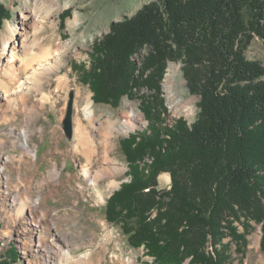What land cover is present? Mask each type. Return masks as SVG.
<instances>
[{
  "label": "trees",
  "instance_id": "1",
  "mask_svg": "<svg viewBox=\"0 0 264 264\" xmlns=\"http://www.w3.org/2000/svg\"><path fill=\"white\" fill-rule=\"evenodd\" d=\"M257 38L264 44V0H158L112 24L81 79L98 105L152 92L142 98L148 128L121 141L129 180L106 213L155 264H225L219 246L229 236L245 241L235 225L251 221L264 253V63L246 56ZM144 50L138 68L132 59ZM170 62L182 63L201 99L191 128L161 120ZM166 173L165 191L158 179Z\"/></svg>",
  "mask_w": 264,
  "mask_h": 264
},
{
  "label": "rangeland",
  "instance_id": "2",
  "mask_svg": "<svg viewBox=\"0 0 264 264\" xmlns=\"http://www.w3.org/2000/svg\"><path fill=\"white\" fill-rule=\"evenodd\" d=\"M155 1L158 0H56L55 6L50 7L49 0H0V49L3 42L11 38L12 29L20 31L21 15L34 11L32 18L39 17L40 21L31 20L34 30L37 27L29 36L31 56L20 54L18 60L23 62V56L27 58L23 69L28 66L25 72L29 73L32 67L35 70L39 65L45 66L44 62H52L48 64L55 67L43 76L39 85H32L31 91H27L23 80L17 83L3 75V66L10 58V52L0 55V87L20 90L11 102L0 93V244H3L0 261L48 264L41 257L45 252L31 247L29 241L30 238L37 241L38 237L50 239V235L57 233L58 240L53 247L62 250L61 253L68 249L73 256L70 264H123V261L155 264L145 248L131 246L122 227L111 224L106 213L108 199L129 180L128 161L121 141L148 128L149 121L141 109L142 98L149 97L152 92L142 89L134 98L125 97L119 107L98 105L93 100L89 84L81 81L85 71L92 69L94 51L110 33L112 24L133 17L143 6ZM14 40L22 41V38L16 35ZM47 51L51 53L48 55ZM58 51L61 56L56 55ZM147 53L144 50L133 57L138 68L143 66ZM246 56L249 60L264 63L263 42L255 39ZM172 68L175 72L169 77ZM183 68L180 62L168 63L161 82V96L167 108L161 118L165 121L163 126L173 127L182 119L191 128L200 113L201 99L190 92ZM62 77L68 79V85L61 86ZM24 93L26 101L22 99ZM86 95L91 97L95 124V127H87V132L99 149L92 163L88 162L84 151L76 150L78 120L80 124L88 125L83 111ZM70 109L71 138L64 127ZM130 114L141 115L140 124L135 123L126 134L110 131L113 124L126 121ZM23 131L30 137L29 149L23 147ZM103 134L110 138L114 175L101 178L97 184L101 196H97L84 172L89 166L94 175L102 163H106L100 146ZM158 180L160 189L171 188L170 174H161ZM114 181L117 186L110 185ZM9 203L11 207L6 206ZM32 204L37 205L39 216L46 219L47 225L36 224L27 232L30 225L26 219L31 218L28 206ZM235 226H238L239 235L246 233V238L238 241L229 236L223 240L219 253L225 264H264L260 246L262 228L252 221L247 228L238 223ZM109 232L112 237L107 238ZM20 237L22 242L17 241ZM12 245L18 255L11 259V251L7 249Z\"/></svg>",
  "mask_w": 264,
  "mask_h": 264
},
{
  "label": "bare ground",
  "instance_id": "3",
  "mask_svg": "<svg viewBox=\"0 0 264 264\" xmlns=\"http://www.w3.org/2000/svg\"><path fill=\"white\" fill-rule=\"evenodd\" d=\"M55 3H56V0H49V2H48L50 7L55 6ZM28 13H29L28 15H26V14L21 15L20 22L18 23L20 26V28H19L20 31L18 30V28H14L11 30V32H10V33H12L11 38L3 42V46L0 49V55H1V53L6 54L7 52H10V58H8L6 60V64H4V66H3L4 67L3 68V72H4L3 75L10 77L12 81L16 80L17 83L21 82L23 80L24 89L27 91H31V89H30L31 86L32 85H39V81L42 80L43 76L48 74L49 71L54 70L55 67L51 64H48V63H52V62H44L45 66L39 65V67L35 68V70L33 67L31 68V66H33V65H31L30 68L32 70L29 73V72H25V70L28 69L27 68L28 66L25 67V69H23V63L28 62L27 60H25L26 57L23 56L24 57V59L22 60L23 62H19L18 55L22 54V55H26V56H31L29 36H30L31 31H35L37 28V27H35V30H34V28H33L34 25H32V23H31V20L33 19L32 14H35V12L31 11ZM39 19H40L39 17H35L33 20H36L39 22L40 21ZM16 35L18 37L20 36V38H22V41L14 40ZM49 53H51V52L47 51L46 54L49 55ZM56 55L61 56V52L58 51L56 53ZM38 71L40 73H38ZM174 72H175V68H172L169 71L168 76L169 77L173 76ZM0 78H2V77L0 76ZM67 80L68 79L66 77H62L60 79V82L63 83V84H61V86L62 85H64V86L68 85ZM1 86H2V84H1ZM1 88L2 87H0V93L2 94V96L4 97V99L6 101L10 100V102L16 99L15 95H18V93L20 91V90L17 91L15 89L12 90L11 88H2V89ZM78 94L82 98L81 91H79ZM23 95L24 96H22V99H24L26 101L27 96L25 93ZM83 111L86 115V118L88 119L87 120L88 125H84V123L80 124L79 123L80 120H78V128H77L78 138L76 139L77 140L76 150H77V152H79L81 150H82V152L84 151L85 155L89 159L88 162L92 163V160L96 156V154L98 153L99 149H98L96 142L93 141V139L91 138V136L87 132V127H89V126L95 127V124L93 122L94 111L92 110V102H91L90 95L84 96ZM141 121H142L141 115L130 114V116L126 119V121L118 123V124H113L112 127H110V131L112 132L113 130H116L119 133H125L126 134V132L133 129L134 125L140 124ZM21 135L24 139L23 147H25L26 149H29V146H30L29 138L30 137L28 136L26 131H23ZM100 146L102 147V155H103L102 159L106 163H102L101 168L96 173H94V175H92V171H91L89 166L87 167V169L84 172V175H85L84 177H87L90 180L92 189L95 191L97 196H101V192H99V189L97 188V184H99L101 178L114 175V170L111 168L112 161H111V156H110V138H109V136H106L105 134L101 135ZM33 155L36 156L35 152ZM110 185L111 186H117L115 181L110 183ZM9 188L10 187H5V189H8V190H9ZM13 198H14V196H13ZM10 203L6 206L11 207ZM37 204L39 205V203H37ZM13 205L16 206L15 203ZM28 207H29L28 209L31 212V218L26 219V221H28L27 222L28 225H30V227L28 226L26 228L27 232L29 230H31V228L36 227V224L44 223L45 225H47L45 222L46 219L43 216H39V213H38L39 210H37V208H36L37 205L32 204L31 206L29 205ZM32 211L34 212L33 216H32ZM110 237H112V235L109 232L107 234V238H110ZM57 240H58V234L56 233V235H52V236L50 235V239H43L42 237H38V240L35 241L34 239L30 238L29 243H30L31 247L40 248L43 252H45V254H43L41 257L48 264H70L72 257H73L71 252L68 249H65V251L61 253L62 250H59V249L53 247V243ZM17 241L22 242L23 239L20 237V238H17ZM92 242H95L94 239H92ZM2 245L3 244H1V246ZM13 246L14 245H12L11 248L9 247V249H7V251L11 250L13 248ZM52 248H53V250H52ZM123 264H128V262L123 261Z\"/></svg>",
  "mask_w": 264,
  "mask_h": 264
},
{
  "label": "water",
  "instance_id": "4",
  "mask_svg": "<svg viewBox=\"0 0 264 264\" xmlns=\"http://www.w3.org/2000/svg\"><path fill=\"white\" fill-rule=\"evenodd\" d=\"M64 127H65V130H66L68 137L71 138L72 137V127H73L71 109L67 115V118L64 121Z\"/></svg>",
  "mask_w": 264,
  "mask_h": 264
}]
</instances>
